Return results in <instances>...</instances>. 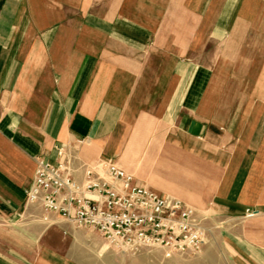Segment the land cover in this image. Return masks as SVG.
I'll list each match as a JSON object with an SVG mask.
<instances>
[{
  "label": "crops",
  "instance_id": "crops-1",
  "mask_svg": "<svg viewBox=\"0 0 264 264\" xmlns=\"http://www.w3.org/2000/svg\"><path fill=\"white\" fill-rule=\"evenodd\" d=\"M59 144L79 179L141 152V185L190 176L227 263L264 264V0H0V264L97 262L26 200Z\"/></svg>",
  "mask_w": 264,
  "mask_h": 264
},
{
  "label": "built area",
  "instance_id": "built-area-1",
  "mask_svg": "<svg viewBox=\"0 0 264 264\" xmlns=\"http://www.w3.org/2000/svg\"><path fill=\"white\" fill-rule=\"evenodd\" d=\"M55 148L56 162L36 158L26 191L28 202L40 204L43 219L55 213L73 226L96 230L115 246L156 247L164 258L201 251L207 229L193 206L137 183L111 158L85 164L79 179L65 147Z\"/></svg>",
  "mask_w": 264,
  "mask_h": 264
},
{
  "label": "rangeland",
  "instance_id": "rangeland-1",
  "mask_svg": "<svg viewBox=\"0 0 264 264\" xmlns=\"http://www.w3.org/2000/svg\"><path fill=\"white\" fill-rule=\"evenodd\" d=\"M95 162L97 161L91 160L86 164L91 165ZM139 162H142V152L138 156L137 160L132 163L131 169L125 167L124 164L120 163V165L127 170V172L135 176L140 183L142 182L141 179L146 178L153 186H156L162 179L157 170V165H159L158 161L155 160L154 162H151L154 163V167H151L149 172L141 171V169L137 167ZM197 183L198 182L193 181L190 176H186V179L183 180L182 185L178 186V188L186 190L187 192H163L162 194L185 200L187 203L191 204L197 210L198 215L202 217V223L207 229V236L201 251L197 253L174 255L171 258H164L159 248L150 247L133 249L128 247H118L107 242L96 230L69 224L80 234V236H70L71 250L75 247L77 248H74L75 252L76 250L78 253L85 252L86 256H90V252L94 253L97 259L95 264H228L222 253L221 241L219 240L222 225L215 217L214 209L210 205V195L207 193H198L199 195H197L189 191L194 188V185ZM195 195H197L201 200L202 203L200 205L193 204L187 199V197H194ZM56 217L65 221L58 215H56ZM74 243L78 245L74 246Z\"/></svg>",
  "mask_w": 264,
  "mask_h": 264
}]
</instances>
